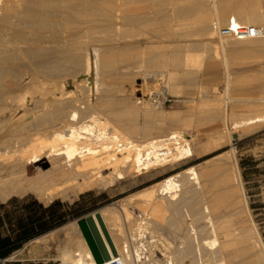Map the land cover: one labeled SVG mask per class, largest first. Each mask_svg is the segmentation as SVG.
Listing matches in <instances>:
<instances>
[{
	"label": "bare ground",
	"instance_id": "bare-ground-1",
	"mask_svg": "<svg viewBox=\"0 0 264 264\" xmlns=\"http://www.w3.org/2000/svg\"><path fill=\"white\" fill-rule=\"evenodd\" d=\"M114 1L0 0V192L2 197L31 191L42 199L50 200L57 196L68 198L71 196H69L71 191L81 192L115 180L135 177L151 169L193 156L192 139L176 129L156 137L153 134V137H145L143 141L138 142L139 131L134 125L136 120H132L134 116L137 118L138 113L135 110L137 107L133 109L134 106L131 104L133 96L125 94V98L117 104L119 106H114L115 103L111 102V97L116 91L123 89V84L127 83L125 81L131 79V81L128 80L130 84L135 81L139 70L143 71L145 80L154 76H159L158 80L164 84L167 80L164 72L155 71L164 62L147 49L151 40L144 37V32H139L134 42L124 43L120 51L123 58L120 59L114 57L116 51L113 52L112 45L102 42L107 34L103 32L104 38L100 35L103 38L99 40L100 44L94 36V40L90 38L92 34L91 36L89 34L94 30L97 31L96 28L113 30L117 28L118 21L114 19L116 13L123 14L125 21L130 25L138 23L143 27L150 20L146 3L152 0H122L123 3H119L120 5L116 4L117 1L113 3ZM177 11L201 15L202 27L209 30L207 33L213 30L215 21L221 25L231 22L244 23L264 30V10L261 0H199L177 8ZM87 14L91 17L95 15L96 18L93 16L95 19H90L88 15L90 19L88 20L85 16ZM121 19L124 21V18ZM60 23L66 31L70 29L69 35L60 34L62 33L59 31ZM151 24L148 26L150 29L156 25L155 23L153 27H150ZM84 28L89 31L86 32L85 29L84 32ZM154 29L159 30V27L155 26ZM219 39L225 67L223 70L227 75L224 84L227 102H245L264 109L263 86L258 87L259 95L254 98L236 99L230 96L232 73L228 62L231 55L238 57L258 55L264 58V35L248 39L222 37ZM133 45L140 49V52L136 51L137 53L133 51L136 54L134 56L129 53ZM90 51L94 55L93 62L90 59ZM192 57H182L178 53L172 55L169 62L173 69L167 82L171 87H174L183 76L185 77L183 69L189 65ZM122 63L130 66L131 63H135L138 70L126 69L127 71L124 70L125 73L120 75L118 65ZM93 65L97 76L95 88L99 95L97 94L96 101L91 102L84 97L85 101L82 100L83 98L80 99L86 104H77L78 100L72 97L74 92L64 91L62 88L63 91H60L59 86L62 84L59 83L71 79L77 88L81 87V82L89 81ZM41 79L51 80L53 87L59 85L55 89L59 88L58 91L63 98L58 97L50 89H44L46 84L42 87ZM11 82L22 86L21 93L14 95ZM187 83L189 84V81ZM50 86L52 88V85ZM165 89L144 88L139 95L141 102L162 107L168 95ZM136 91L135 89L133 92ZM46 95L50 98H46ZM35 97L37 99L31 104ZM123 109L134 115L133 118H130V114V119L123 118L125 113ZM171 114L169 118L174 121L173 125H179L177 122L179 113L174 111ZM144 116L148 126L146 135H150L151 127L155 126L156 120L162 119L153 120L154 113L149 111H145ZM263 121L264 112L254 117L235 120L232 128ZM31 168L34 170L33 173H30ZM186 175H189L188 180L185 179ZM184 179L189 182L192 180V184H198V171L190 167L183 174L177 173L165 178L156 189H150L146 194L145 203L152 201V210L155 214H159L168 206L176 211L181 209L182 205L191 203L194 196L190 187L183 189L181 197L175 194V191L180 190L179 180L183 182ZM119 208L127 222L129 216L124 214L123 208ZM218 208L213 214L206 204L203 208L202 222L187 223V233L184 231L185 234L181 239L182 246L174 248V251L172 249L173 253L167 259L168 264H194L193 262L196 264H264L262 247L258 251H253L252 243L247 244L249 241L246 237L250 227L248 231L247 227L239 231V221L232 217H230L232 219L228 218L230 215L228 216L227 207ZM119 215L121 214L117 207L110 205L85 219L103 258L119 256L124 264H138L137 260L143 252L144 238L151 237L148 220L128 226L127 237L119 228ZM186 216L190 220V211ZM62 230L65 242L58 255L61 264H98L85 237L78 236L73 225L64 226ZM56 231H51L49 235L55 236ZM121 240L128 244L121 245ZM40 241L43 242V239L41 238ZM187 242L190 243L185 246ZM137 243L139 246H136ZM233 244L238 248L230 252L228 247ZM193 252L196 255L195 261L187 262L186 258ZM208 256L216 258L217 261L210 262ZM237 256L240 257L239 260L235 259Z\"/></svg>",
	"mask_w": 264,
	"mask_h": 264
},
{
	"label": "rangeland",
	"instance_id": "rangeland-1",
	"mask_svg": "<svg viewBox=\"0 0 264 264\" xmlns=\"http://www.w3.org/2000/svg\"><path fill=\"white\" fill-rule=\"evenodd\" d=\"M115 1H117V5L123 3L122 0ZM115 1L113 3H115ZM192 1L194 3V1L198 2L199 0H152L146 3V5L148 4L146 10L150 18V20L146 22V26L142 27V25L138 23H132V25L135 26L127 24L123 14L116 13L114 19L116 22H119H117V28H114V30L96 28L97 31H92V28V32H89L90 34H85H89L90 36L92 34V37L90 38L93 39L94 36V39H96L98 44L101 43V41L99 43V40H102L107 34L102 42L105 44L109 43L108 45L110 46L112 45L113 52L116 51L114 57L120 59L123 58L120 51H122L124 43L134 42L141 31L145 33L144 37H148L149 40H151L149 43L150 46L147 49L164 62V64L157 67L155 71L164 72V74L167 75L165 84L168 88L165 89L164 82L161 83V81L158 80L159 76H154V78H148L145 80L143 71L139 70L137 71V78L135 81L132 79L134 82L132 81L133 83L131 84V79H128L130 80L129 82L128 80L125 81L127 83L124 82L123 89L116 91L113 94L114 97H111V102L115 103L114 106H119L117 104H120L121 100L124 99L126 95L133 96L131 104L134 106L133 109L137 107V109H135L138 112L136 115L137 118L131 113L126 112L124 109L123 111L125 113H123V118L128 120L129 114L131 119L134 116V119L132 120H136L134 125L138 128V133L141 134H137L138 142L143 141L145 137L151 138L154 135L155 137L165 135L173 129H176L183 132L184 135H187V138L192 139L191 146L194 150L193 156L182 161L151 169L148 172H143L135 177L115 180L112 183L92 187L81 192L71 191L69 193V196H71L68 198L57 196L50 200L42 199L39 198L36 193L31 191L23 194H11L7 197H2L0 192V218H3V222H1L0 225V236L9 235L14 242L19 243V247L5 257L7 258L6 264L61 263L58 259V255L65 242V236L62 230L63 227L70 224L73 225L75 231H77L76 234L84 238L78 220L82 217L86 218L91 216L93 213L110 205L117 207L119 210V214H121L119 215L120 226H117H119L127 237L128 226L135 225L142 220H148L151 237L144 238L143 252L141 257L137 260L138 264H168L167 259L173 253L174 248L176 249L179 246H182L181 239L185 232L187 233V223L202 222L203 208L206 204L210 207V211L213 214L217 212L218 207H227L228 216L230 215L228 218H233L239 221V231L246 227L248 231V228L250 227V232L248 231L250 235L248 234L246 237L247 239H245L249 241L247 244L252 243L251 245L253 246L251 250L258 251L262 247V255L264 254V121L232 128V123L235 120L254 117L263 113L264 109L245 102H227L224 88L227 75L223 70L225 67L222 61L223 56H221L222 51L219 37H217L214 30L207 33L209 30L202 27L201 19L203 18L200 17L201 15L199 16L177 11V8L185 7L188 4H191ZM208 3L211 5V1ZM88 15L91 17L90 14L85 16L88 18ZM85 16L84 19L87 20ZM93 16L95 15H92L90 19L96 18V16L95 18H93ZM121 18H124V21ZM90 19L88 18V20ZM149 22L152 24L155 22L156 25L155 23L152 25ZM197 22L199 23L197 24ZM148 23L151 24L150 27H153L154 25L156 28L159 27V30L156 29L155 31V26L150 29ZM137 25L139 27L141 26L139 31ZM62 26L63 25L61 24V28L58 27L60 28L59 31L62 32L60 34L69 35L70 29H67L66 31ZM128 28L130 31H128ZM85 29L86 28H84V32ZM108 30L110 31L109 33ZM88 31L89 30L86 32ZM97 33L98 36L101 35L103 38L101 36L98 37ZM110 35L113 36L111 37ZM121 36H123V38ZM106 39L108 40L106 41ZM111 40L117 41L112 42ZM136 48L137 47L133 45L129 49V53H131L132 56L136 55L134 52L140 50L139 48ZM214 50H216V52ZM174 53H178L182 57H193L191 58L192 60H190L191 62H189V65H186L183 69L185 77L183 76L181 78L182 80L179 79V82H177L174 87H171L167 82H169L168 77L173 69L169 60ZM93 57L94 55L92 54V51H90L91 62H93ZM228 62L232 73L230 96L236 99L257 97L259 95L257 92L258 87H264V58L258 55L250 57L231 55L228 58ZM129 66L130 65L125 63L119 64V74L123 75L125 73L124 70L126 69L131 70V68H133V70H138L137 64L135 63H131V66ZM93 69L89 74V81L81 82V87L77 88L71 79L59 83L62 84L63 87L66 86L65 88L61 85L57 86L64 91L67 90L74 92L72 97L73 99L75 98L78 100L77 104H86L84 102L86 98L91 102L96 101L95 99H97L99 93L95 88V78L97 76L95 74L96 68L94 65ZM188 73L189 75H187ZM81 79H83V77H81ZM188 81L190 85L187 83ZM40 83H42V87L46 84L44 89H50L51 92L53 91L58 97L63 98L60 92L63 90L61 89L58 91L59 88L55 89L57 86L53 87V82L51 80L41 79ZM49 84L52 85V88H50L51 86ZM10 85L13 86L11 87L14 95L21 93L22 86H17L16 83L12 82ZM146 87H154L155 89H160L162 87V89L167 90V99L162 107H154L141 102V97H139V95ZM129 89H131V91ZM135 89L137 91L134 93L133 91ZM82 91L84 93H82ZM45 97L50 98L48 95ZM80 98H83L82 100H84V103H82ZM35 99H37V97L31 101V104L34 103ZM113 99L114 101H112ZM145 111L154 113L155 118L153 117V120H156V118L162 119L161 121L156 120L157 122L155 126L151 127L150 135H146L148 126L144 116ZM174 111L179 113L178 119L180 121L177 119L179 125H173L174 121L169 118ZM155 115L159 116L156 117ZM159 129L162 130L159 131ZM190 167H193L198 171L199 183L192 184V180H190V182L185 181V179L188 180L189 176L186 175L183 181L185 183L179 180L181 184L180 190L175 191V194L177 193L176 195H180L181 197L183 189L185 187H190L194 196L193 201L195 202L193 203L192 201L191 203H186L182 205L181 209L176 211L172 208H168V206L159 214H155L152 210V201L145 203L147 199L146 194L150 189H156L165 178L177 173L183 174ZM33 172L34 170L31 168L30 173ZM195 195L198 196L196 197ZM224 195L226 196L224 197ZM222 198L224 199L222 200ZM120 202L122 206L120 205ZM49 206L51 207L48 208ZM119 207L123 208L126 216H129L127 222L125 221L124 215ZM234 210H237L239 213ZM189 211L191 215L190 220L186 216L187 213L189 214ZM30 217H34L35 219L45 218L49 224H55L58 222H61V224L42 235L24 240V228L21 226L29 223ZM35 226L37 227L38 224L36 223ZM54 230H57L56 235L50 236L49 233ZM41 238L43 239V242L40 241ZM126 239V241H128V238ZM123 241L124 240H121V245H124L125 243L128 244ZM189 243L190 242H187V244L185 243L184 245L188 246ZM184 245L183 248H185ZM251 245L249 246L251 247ZM136 246H139V243H137ZM236 247L237 245L235 244L230 245L228 250L230 252L233 250L235 251V249L237 250L238 248ZM239 256L235 257V259L239 260L241 257ZM208 257V260L212 263L217 261L216 258L211 256ZM262 257L264 260V255ZM186 259L187 262H189L188 260L195 261V253H190ZM193 263L196 264V262Z\"/></svg>",
	"mask_w": 264,
	"mask_h": 264
},
{
	"label": "built area",
	"instance_id": "built-area-1",
	"mask_svg": "<svg viewBox=\"0 0 264 264\" xmlns=\"http://www.w3.org/2000/svg\"><path fill=\"white\" fill-rule=\"evenodd\" d=\"M264 9V0H261ZM213 30L217 37L229 39H248L261 37L264 35V30L255 26L244 23H233L221 25L218 22L213 23ZM7 258H0L1 264H6ZM61 264V263H59ZM98 264H124L119 256H112L108 260H104Z\"/></svg>",
	"mask_w": 264,
	"mask_h": 264
},
{
	"label": "trees",
	"instance_id": "trees-1",
	"mask_svg": "<svg viewBox=\"0 0 264 264\" xmlns=\"http://www.w3.org/2000/svg\"><path fill=\"white\" fill-rule=\"evenodd\" d=\"M50 207L51 206H49L48 208H50ZM1 222H3V218H0V225H1ZM36 223L38 224L37 227L35 226ZM19 224H20V222H19ZM60 224H61V222H58L55 224H49V222L45 218H43V219L36 218L35 219L34 217H30L29 223H27L24 226H21L22 228H24V230H23V234L25 235L24 240L42 235V234L54 229L55 227L59 226ZM18 247H19V243L14 242L13 239L9 235L0 236V258H5L11 252L16 250ZM0 264H1V262H0Z\"/></svg>",
	"mask_w": 264,
	"mask_h": 264
},
{
	"label": "water",
	"instance_id": "water-1",
	"mask_svg": "<svg viewBox=\"0 0 264 264\" xmlns=\"http://www.w3.org/2000/svg\"><path fill=\"white\" fill-rule=\"evenodd\" d=\"M78 223L81 227V230L83 232V235H84L87 243L89 244V246L93 252V255L96 258L97 263H102L104 260H108L109 258L108 259L103 258L98 246L96 245L95 240L92 237L91 232L88 228L86 219L84 217H82L78 220Z\"/></svg>",
	"mask_w": 264,
	"mask_h": 264
},
{
	"label": "crops",
	"instance_id": "crops-1",
	"mask_svg": "<svg viewBox=\"0 0 264 264\" xmlns=\"http://www.w3.org/2000/svg\"><path fill=\"white\" fill-rule=\"evenodd\" d=\"M210 138V137H209ZM209 138H208V140H209Z\"/></svg>",
	"mask_w": 264,
	"mask_h": 264
}]
</instances>
